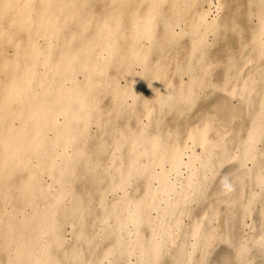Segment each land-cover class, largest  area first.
Instances as JSON below:
<instances>
[{"label": "bare ground", "instance_id": "bare-ground-1", "mask_svg": "<svg viewBox=\"0 0 264 264\" xmlns=\"http://www.w3.org/2000/svg\"><path fill=\"white\" fill-rule=\"evenodd\" d=\"M0 264H264V0H0Z\"/></svg>", "mask_w": 264, "mask_h": 264}]
</instances>
